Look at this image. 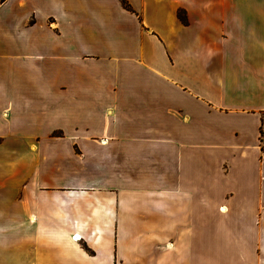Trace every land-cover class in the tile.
Segmentation results:
<instances>
[{
  "label": "crops",
  "instance_id": "1",
  "mask_svg": "<svg viewBox=\"0 0 264 264\" xmlns=\"http://www.w3.org/2000/svg\"><path fill=\"white\" fill-rule=\"evenodd\" d=\"M0 264H264V0H0Z\"/></svg>",
  "mask_w": 264,
  "mask_h": 264
},
{
  "label": "rangeland",
  "instance_id": "2",
  "mask_svg": "<svg viewBox=\"0 0 264 264\" xmlns=\"http://www.w3.org/2000/svg\"><path fill=\"white\" fill-rule=\"evenodd\" d=\"M31 148H34L33 146H31ZM74 151H77V150H74ZM180 237L182 238V239H180V240H177L173 245L175 246L174 247V251H173V254L169 257V260H170V263H172L173 261H174V258H175V256L177 255V259L180 261H182V260H184L185 258H184V249H185V244H186V242H185V240H184V237H185V235L182 233L181 235H180ZM169 246H168V243H167V248H168Z\"/></svg>",
  "mask_w": 264,
  "mask_h": 264
},
{
  "label": "trees",
  "instance_id": "3",
  "mask_svg": "<svg viewBox=\"0 0 264 264\" xmlns=\"http://www.w3.org/2000/svg\"><path fill=\"white\" fill-rule=\"evenodd\" d=\"M262 133V132H261Z\"/></svg>",
  "mask_w": 264,
  "mask_h": 264
}]
</instances>
